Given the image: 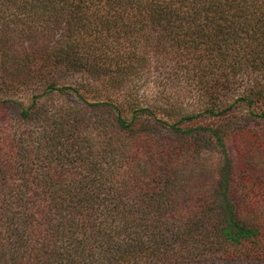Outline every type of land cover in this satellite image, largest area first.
<instances>
[{"label":"trees","instance_id":"obj_1","mask_svg":"<svg viewBox=\"0 0 264 264\" xmlns=\"http://www.w3.org/2000/svg\"><path fill=\"white\" fill-rule=\"evenodd\" d=\"M0 264H264V0H0Z\"/></svg>","mask_w":264,"mask_h":264},{"label":"rangeland","instance_id":"obj_2","mask_svg":"<svg viewBox=\"0 0 264 264\" xmlns=\"http://www.w3.org/2000/svg\"><path fill=\"white\" fill-rule=\"evenodd\" d=\"M155 73H157V72H155ZM156 75H154V76H156ZM161 86H162V84H161ZM158 88L156 87V85H154L153 78L149 77L148 75H145L142 78L137 79L135 82H133L129 88H125L124 91L114 92L113 89L109 88V89H107V91H109V92H105L102 89V87L97 86V88L93 91L86 90L83 93V95H84V98L86 99V101L88 102V104H90V105H94L95 103L113 102L114 104L119 103L122 106L123 105L125 106V104L127 102L126 99L128 98L129 95H131L132 97L138 98L140 101H142L141 102L142 105H140L141 107H148V106L152 105L154 102H158V103L160 102V99H159L160 97H158L160 94L158 93L159 95L158 96H156V95H157V91L161 92L162 87H160V85H159ZM66 99H68V97L56 98V100L60 104L64 103ZM20 102L24 106H27V104L29 103V100H28V98H26V96H23V98H20ZM183 107H184V111L187 112L188 114H192V113L197 114L198 113V109L195 106H192V105L188 106L187 103H184ZM2 108H3V115L5 116V118L7 117L6 119L12 121L18 117L19 108L16 105L7 104L6 106H4ZM86 109L93 111V113H95V114L98 113L97 112L98 110L92 108L91 106L86 107ZM91 109H93V110H91ZM126 111H127L126 112L127 117H131V110H126ZM190 112H192V113H190ZM161 119L167 121L166 118H161ZM173 121H175V120H173ZM173 121L168 120V123L172 124ZM253 122L254 121L248 122V123L251 125H254ZM257 122L259 123V126H260V122L259 121H257ZM180 126L183 127L184 129H186V128L194 129V128H198V127H210V126L214 127V126H216V123L214 120L207 118L206 116H200V117H197L196 119H194L190 122H185V123L181 124ZM234 129L235 128L232 127L230 129V131L224 135V137H225V144L227 147L228 156L231 157L232 159H234L235 162H238V153H237L238 138L235 134L236 131ZM159 137L162 140H167L171 137V132H169L168 128H166L165 130L163 129L162 134H160ZM219 158H220L219 155H217L216 152H214L211 155L210 161H212V162L214 160L218 161Z\"/></svg>","mask_w":264,"mask_h":264}]
</instances>
